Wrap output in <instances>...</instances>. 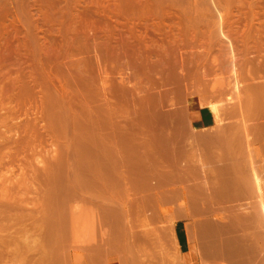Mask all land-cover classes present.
<instances>
[{
  "label": "rangeland",
  "instance_id": "374dc122",
  "mask_svg": "<svg viewBox=\"0 0 264 264\" xmlns=\"http://www.w3.org/2000/svg\"><path fill=\"white\" fill-rule=\"evenodd\" d=\"M43 1L42 0H0V32L2 31L1 32L2 34L0 33V69H1L0 73L3 74L0 75V81H1L0 89L2 88V92L0 93H2L1 95H4L3 97L4 100L0 95V249L3 251L6 250L7 253L5 252V254L8 255L7 257L5 256V254L3 255V257L0 259V264H6L5 262H7V264H77V263L78 264H132L129 261H136L133 262V264H184L183 257L181 256L177 246V235L180 236L182 229L186 227L189 234L191 249L195 250L196 252L197 251L196 244L197 245L199 244V240L197 236V227L199 223L204 222L203 219L193 218L189 216V209L193 207L191 204L186 203L185 200L183 199L179 203L162 204L159 205L158 207L156 204L107 202L109 195L111 194L115 196L118 195L117 193L118 188L115 190L113 189V193H110V190L108 188H104V189L100 188L99 191L104 190V193H99L97 195L95 192H93L92 178L90 177L89 183L87 182L86 154H87V149H89L90 147L89 133L91 131V121H92V109H91L93 104L92 102L94 101L95 103L94 105H100V106H102V104L104 106H110L115 104L116 107L120 108V112H119L120 114L118 113V118L121 119V121L127 118L126 116L127 114L125 115V112L127 113L126 109L125 112H123L124 110H122V108L125 106L124 101L122 100V96L123 94L125 95V92L122 91L123 88L120 86L119 83L120 78L118 77L119 74L118 72L122 73V75L125 76L127 75V77L129 76L128 80L130 79L129 80L130 82L132 83L134 82L135 80L133 77L134 74H132V71H130L131 69L129 68H131V65H133L131 59H133L132 56L134 55L131 52L133 50H136L138 44H136V42L133 43L132 39L131 42L130 38L127 37L128 35L126 36L128 29L127 27L129 23L127 22V20L115 16V14L113 15L112 13H110L108 8L112 6V3H114L115 0H108V1L106 0L107 2L103 0L105 1V3L101 0L100 4L101 2H103L102 4H104L103 5L104 7H100V8H99L100 4L98 6L93 4L98 0L94 2H92V0H78L77 3L76 2L73 3L74 2L73 1L72 2L73 4H71V2L68 3L69 0H53V2L52 0L51 1L43 0ZM47 1H49V3ZM246 1L247 3L251 2L249 4H251L252 6H255L256 4L258 5L260 4V7L262 8L259 7L257 8V11L255 10L258 13V15L255 16V18L256 17L258 18L254 20L255 23H253V25L257 27L263 24L264 13H261L260 11L264 12L263 11L264 2H261V0H259V2L258 0H256V2L254 0L251 1L234 0L235 4L233 6L235 7L233 12L234 14L236 15L239 14V15L235 16L236 18L235 17L233 18L237 19L238 17L240 18L242 16L245 17V11L249 10V4H247ZM41 2H43L45 5ZM91 4L94 6H92ZM238 5L239 7L236 8V6ZM240 5L242 7H240ZM68 6H70L69 8H71L70 12L73 13L74 16L73 18L74 19L76 18L75 20H77L76 23L81 24V21H83L84 19L86 21H91V20L93 21L95 19L94 23L96 22L98 24L99 22V25H96L95 23L96 27L98 26L100 27L101 25L100 28L98 27L99 29L98 33H97L98 29H96L97 31L95 29H92L90 33L92 34L93 32V35H90L89 38L91 39L88 40L89 43L90 41L92 42V40L94 43L93 42L90 43V46L93 47V49L89 46L90 50L87 52V55L89 53L91 55L87 56L85 53V55L89 59L92 58V60H89L87 58L89 60V66L87 63V78L90 79L87 85H84L85 82H83L79 78H77V80L79 79L78 81H76V78H74L73 81H76L74 82L75 84H73V82L71 81L72 82L70 84L71 86L70 85L68 86L66 82L70 77L67 76L66 78L63 76L60 78L61 81H63L64 78L67 79L64 80L65 82L63 81V83H65L67 87L60 80H57L56 78H54L52 82L51 80L50 81L44 80L45 78L44 75H46L47 73L49 74L50 71L56 70L55 69L56 60L53 59L51 61H48L45 51L47 49H51L52 47L53 48L57 47V49L60 48L62 45L66 44L68 40L72 38V37L70 38L71 35H75L77 32H80L82 30V26L78 25L80 28L78 26H76V28L77 29L79 28L80 30L77 31L74 30L75 32L74 34L73 33L68 34L69 39H66V37L63 35V30H61V28H62V24L64 25V23L67 22V18L61 16V14L62 11L68 8ZM106 6L107 9L105 10ZM244 6H247L248 9H246L247 7L244 8ZM59 7L61 8V10ZM96 8H98L102 12L99 11L98 9L96 10ZM240 9L245 11L241 12ZM94 10L98 11V13ZM90 13L92 15L95 13L93 15L94 17ZM52 14H55L54 16L57 15L56 18L54 17L55 20L53 19V21H51L52 18L51 20H49L50 17L48 19V16H45V15L50 16ZM86 14H90V18L86 17ZM99 16L101 19L99 18ZM244 17H242L241 19L238 18L241 21L240 23L241 27L246 22V19ZM174 18L173 19L170 18L171 20H168L169 18H167L165 20L168 27L173 26L175 22L178 21L176 18L175 21ZM260 18L263 21V23L260 20ZM78 19L79 20L82 19V20L78 22ZM209 19L215 20L216 18L210 17ZM234 19L232 20L231 18L232 21H234ZM151 20L150 19L147 20L148 22L146 20L144 21L150 23ZM153 20L151 21L150 23L151 25H149V28L148 26L147 28L149 30L150 36L152 38H157V37H153L154 34H152L156 31L155 24L157 22V20H155L153 23ZM172 20L174 22L173 25H172L173 23ZM144 21H143L144 24L138 25L140 26L139 28H141L142 30L144 29L142 28L143 25H144L143 27H146V23ZM240 21H238V24L237 23L235 24L239 25ZM165 22L164 24H166ZM113 25L116 26V28L112 27ZM109 26L111 27L109 28ZM150 26L153 31H151ZM261 26H264V24ZM48 28L49 30L50 29L51 30L49 31ZM106 28H109V30H111L110 32L113 34L106 32L105 30ZM122 29L124 30L126 29V30L124 31ZM225 30H227V28ZM61 36H63L64 39L63 37L61 38ZM93 36L96 37L93 38ZM155 36L158 35L156 34ZM234 36L229 35V37L232 38L234 43L236 42L235 50L237 56L235 59L234 68L236 71H238L244 65L242 60L244 58L242 57L243 46H241L242 45L241 42L239 43L240 41L239 37L235 36L234 38ZM236 37H238V39ZM107 38L108 40H106ZM99 40L100 41L102 40L105 44L101 42L104 45L103 44L99 45L100 44V42H98ZM225 40L226 39L222 40L220 43L217 42L218 44H216L215 47L216 46L222 47L223 52L225 53L223 54L227 55L226 54L227 47L224 46V44L227 45L226 44L227 40L226 41ZM95 41H97L98 43ZM128 43L129 44L132 43L133 45H129V48L127 49L126 45ZM222 43L223 45L221 46ZM91 44H95V45H91ZM46 45L47 48H45ZM102 45L104 46V49L101 48ZM113 45H116L117 48L120 47L122 49V53H121L120 48L119 49L115 48L116 50H119L117 52H120L122 56L127 52L131 53L132 55L130 54L131 55L130 56L128 55V53L125 54L124 57H122L124 59L121 58L120 60L117 61V63L116 62L114 63L117 65V68H115L114 70L109 69L110 83H112V81L113 83L111 84L112 87H110L111 85L108 86L110 83L107 84L108 88L110 87L111 89L110 90L108 89L109 91L106 93L104 92L103 89L105 88V90H107V87L104 86L102 83L103 82L102 80L104 79L103 78L104 75L100 71L101 69L98 70L97 68L98 66L95 58H98L99 60L97 54L98 52L99 55H101V57L102 54H104L102 57L103 60L101 66L106 65V67L108 68L110 66V60L106 56L107 53L109 56V53H111L112 50L114 49ZM94 46L95 47L99 46V48L101 49L91 52L92 50H96L98 48L97 47L96 49H94L95 48ZM130 46H134L133 47L134 49L133 48L130 49ZM238 49L240 51H238ZM123 50L124 52L126 50L128 51L124 53ZM212 51L213 52L211 53H213V55L215 51L216 54L217 52H219L218 50H214V49ZM101 52L102 54H100ZM95 53L97 54V56ZM211 53H209L210 55L207 54L209 55V58L207 55H205L207 57L204 56L208 60L203 59L204 65L203 67H200L201 69L203 68L207 72L206 75L209 77L208 78L209 80H206V84H203L201 82L203 84L201 85V88H199L197 85H194L197 82L195 83V81L193 80H192L193 82H191L190 79L188 80L186 79L185 81L186 86H184V84L182 85L177 84V88H176L175 87L176 83L170 82L171 84L168 83L166 86L154 87L153 90L159 89L162 92L164 91L163 89L165 88L166 89L168 88L169 91L171 89L170 92L172 94L176 93L175 95H177V97L174 95L176 97L175 99L176 101H174V99L173 100L170 99L172 98L171 96L170 98L168 97L164 100L163 108L164 109L168 108V109L167 110L162 109L163 112L168 110L169 111L171 110L172 112L175 108V105H177V103L186 106V103L192 100H198V103L200 105L206 106L208 103L207 102L208 98L206 99V101L205 99L203 101L200 95L202 92L206 91L205 89H207L208 91L205 92L206 94L209 93V91H211V89L213 88L211 82L213 83L214 80L213 78L215 74H219L221 71L223 74L225 73L224 75L230 76L232 78L233 74H231V68L233 66L230 64L231 62H229V64L228 62H226V64L224 63L225 66L221 65V62L219 63V61L217 62V64H215L216 62L212 63ZM251 53L254 54L253 51ZM251 53L249 54L250 56L253 55V54L251 55ZM79 55L82 56L83 54L80 53L74 55L69 54L67 55L66 59L71 63V60L81 57ZM126 55L130 57H127ZM8 56L9 58H7ZM104 59L106 62L104 61ZM198 60L199 59H197V62H200L202 64L203 61L200 60L198 61ZM126 61L129 62L130 64H128ZM135 61L134 63L137 62ZM241 62L243 64H241ZM90 63L96 66L97 69H95V67ZM211 63L213 67L210 65ZM14 64L16 67L14 66ZM194 64H196V60ZM119 65L121 66L123 65V67L120 68L121 66ZM261 69L262 70H259L260 71L259 75L261 76L259 78L260 79L263 78L262 80H260L258 78V75L256 76L255 74V72H257L258 74L259 71L254 72L255 74L254 76L256 77V79L260 80V81L258 80V82L264 81V76H263L264 69L263 68ZM14 73H17L15 74L17 75L16 77ZM88 73H90L92 76L96 74L95 76H93V78L94 77L95 78L93 79L92 76L89 75ZM99 75L100 77H98ZM6 76H8V78H6ZM96 77H98V79ZM109 79L107 80L106 78L107 81H109ZM232 80L233 79L230 80L229 85L233 84ZM59 83H61L64 86L60 85ZM192 83L194 87L192 86ZM83 85L85 87H83ZM88 86L91 92L89 91V89H86L88 88ZM169 86H173L174 89L173 92H172L173 90L172 87L170 88ZM182 86H184V89H182ZM195 86L198 88H196ZM232 86L233 85L229 86V88L225 90L226 93L228 92L227 94L225 93V91H223L224 95L223 93L221 95V88L218 87L217 85L216 87L218 88L216 89L214 87L215 91L213 90L214 89L213 88L212 89L213 92L210 93L213 96H211L210 94L208 95V97L210 96L209 99L211 98L212 103L213 102L218 103L220 102V100L225 101L227 97V96L225 97V95H229L231 93ZM63 87H66L68 90L72 91L73 93L75 91L74 95L70 94L69 91H66V93H68V97L70 94L71 101L73 99L76 100L80 99V103H81L82 99L81 97L80 98L78 97L81 96L79 95L81 94V92L84 93L86 92L87 94L90 95L89 98L90 103H88L87 107L89 106L88 108H90L88 110L90 114L88 113V115H90L91 118L90 116L87 115V113L84 112L85 109H83V107H80L82 106V104L81 105L80 103L79 104L77 103V105L75 104L77 106L76 107L74 105L75 108L73 107V105L72 106L70 105V104H74L76 100L75 101L73 100V103L70 104L68 103L71 101H69L70 100L69 98L63 96V95H67L65 94V92H62L61 89H64ZM115 87H117L116 89L120 91L119 92L118 90H116V92L118 91L119 94L118 92L117 94L116 93L113 94V92L115 91L113 89H115ZM93 88H95V91ZM202 88L205 91H202L201 90ZM77 89L81 91L79 92ZM181 89L182 92H180ZM185 89H187V91L190 92L187 93ZM218 89L220 91H218ZM9 91L11 93H9ZM121 91L124 93H121ZM217 91L220 92L219 95L217 94ZM5 92H7L9 95L6 94ZM61 92L63 94H60ZM77 92H79L78 95ZM102 93L103 94L106 93L107 95L106 94L103 95ZM7 95L8 97L5 98ZM113 96L116 97V99H114ZM103 97L104 99H106L107 97L109 98L108 100L106 99L107 100L106 101L103 99ZM117 97L119 98V100ZM125 97L126 96H124V100ZM222 97L223 98L225 97V99H223ZM33 99L35 100V102ZM55 99L57 101H54ZM111 99L114 100V101L112 100V104H111ZM168 99L170 100L171 103L169 102ZM61 100L63 103L67 104V108L69 107L68 105L72 107L71 110H73L74 108L75 113L71 111L69 108L68 110L65 109L66 105L63 104ZM45 101L46 103H43ZM77 101L79 102V100ZM173 101L175 104L173 103ZM7 103L9 104L8 107L6 105ZM118 103L120 105L123 104L124 106L122 105L121 108ZM226 104H227L226 106L228 105L230 106V104L228 103ZM63 105L65 106L64 108H62ZM9 106L12 108H10ZM43 107L44 110L42 109ZM24 109H27L26 110L27 113L25 112ZM64 109L67 110L68 112L64 111ZM191 109L192 107L190 106L189 118L191 117ZM42 111L44 113H42ZM66 112L67 113L71 112V113L67 114ZM45 113H47V116H45L46 115ZM63 113L64 115L66 114L67 117L66 115L64 116ZM131 114L133 115L132 111L130 110L129 116H132ZM226 117H228V120H230L231 118H234L236 116L231 115L229 117L228 114V116ZM226 117H225V121L227 120ZM39 118H41L42 120ZM185 120L186 122L188 121V119ZM260 142L261 141H258L256 145L263 146L262 144L264 141L261 143ZM261 152L264 153V148L261 150ZM258 156H256L255 159L256 163L259 162L264 163V160L263 162H261L262 159H264L263 158L264 155L262 154L259 155L258 153ZM11 157L13 160L11 159ZM257 158H259V162L257 161L258 160ZM254 176H256L257 178L259 177L257 172H254ZM258 180L260 181V177L258 178ZM95 189L96 188H94V190ZM260 192H261V188H260ZM129 195H132V193L130 192ZM117 199H118L117 197L114 198V200ZM203 203L204 202H198V205L197 207H195V209H197V211L199 212H202V209H204L208 205ZM220 204L221 206H219ZM199 206H201L202 209ZM229 206L231 207L230 203L215 204L214 209L219 212L217 214L218 218L208 221L214 223H218L219 221L223 223L227 221L228 213L230 210ZM100 249L101 251H99ZM76 258L78 259L76 260ZM80 259H82L81 262ZM87 259L90 261V263ZM76 261L77 263H75ZM207 264H209V260L207 261Z\"/></svg>",
  "mask_w": 264,
  "mask_h": 264
},
{
  "label": "bare ground",
  "instance_id": "6f19581e",
  "mask_svg": "<svg viewBox=\"0 0 264 264\" xmlns=\"http://www.w3.org/2000/svg\"><path fill=\"white\" fill-rule=\"evenodd\" d=\"M43 1V0H42ZM51 1V0H50ZM74 1V2H73ZM77 1L78 0H69L68 1V3H70L71 2V4H73V3H77ZM94 1H96V0H92V2H94ZM100 1L101 0H98V1H96V2H94L93 4L94 5H99L100 4ZM103 1V0H102ZM106 1V0H105ZM105 1H103L104 3H105ZM108 1V0H107ZM106 1V2H107ZM251 1V0H250ZM255 2H256V0H254ZM44 2V1H43ZM43 2H41V3H43ZM48 3H49V1H47ZM52 2H53V0H52ZM51 2V3H52ZM55 2V1H54ZM73 2V3H72ZM79 2H81V1H79ZM83 2V1H82ZM91 2V3H92ZM103 2H101V4L99 5V8L100 7H104L103 5L104 4H102ZM244 2V1H243ZM253 2V1H252ZM258 2H259V0H258ZM261 2H264V0H261ZM50 3V4H51ZM96 3V4H95ZM237 3V2H236ZM246 3H247V1H246ZM249 3H251V2H249ZM249 3H247V4H249ZM44 4V3H43ZM53 4V3H52ZM89 4V3H88ZM235 3H234V0H115L114 1V3H112V6L110 7V8H108L109 9V11H110V13H112L113 15L115 14V16H118V17H121V18H123V19H125V20H127V22L129 23V25H128V29H127V34H126V36L127 37H129L130 38V41H131V39H132V41H133V43H135L136 42V44H138V47L136 48V50H133L134 48V46L136 45H134V46H130V49L131 48H133L131 51V53L134 55V56H132L133 57V59H135V60H133V59H131L132 61L131 62H133L132 64L134 65H131V68H129V69H131L130 71H132V74H134L133 75V77H134V82L132 83V82H130L129 80H128V78H129V76L127 77V75L125 76V75H122V73H120V72H118L119 74H118V77L120 78V81H119V79H118V81H119V83H120V86L123 88V90L122 91H124L125 92V95L123 94V96H122V100L124 101V105L126 106V108H125V106L122 108L121 106L122 105H120L119 103V106L122 108V110H124L123 112H125V109H126V111H127V113L125 112V115L128 117L129 116V114H130V110L132 111V113H133V117H136L135 119H139V122H141L140 120H142L143 121V123L147 120L148 121V119H150L152 116H156V119L157 118H159L158 116H163V117H166V119H167V117L168 118H170V117H174L175 116V119L178 117V119L179 120H181V122L184 124V122H186V120L185 119H188V121L190 120V118H189V112H190V102L188 103H186V106H183L182 104H179V103H177V105H175V108H174V110L171 112V110L169 111H165V112H163V110L162 109H164L163 107V102H164V100L166 99V98H170V96L172 97V98H170V99H174V101H176L175 99H176V97H177V95H175L176 93H171L170 91H171V89H170V91L168 90V88L166 89H163L164 91L162 92L161 90H159V89H156V90H153L154 89V87H158V86H166L168 83H176V88H177V84H179V85H182V84H184V86H186L185 85V81H186V79L188 80V79H190V81L191 82H193V81H195V83L197 82H199L198 84L196 83V84H194V85H197L199 88H201V85H203V84H206V80H209L208 78V76L206 75V71L202 68H200V67H203V65H204V61H203V59H206L205 57H207L208 56V58H209V53H211V52H213L212 50L214 49V50H218L219 52H217V54H216V51H215V53H214V55H213V53H211L212 54V59H211V61H212V63L214 62H216L215 64H217V62L219 61V63L221 62V65H224V63L226 64V62H228V64H229V62H231L230 64L233 66L232 68H231V74H233V76H232V78L230 77V76H226V75H224L221 71H220V73L219 74H215V76H214V80H213V83L211 82V84H212V87L214 88H218V87H220L221 88V95H222V93H223V95H224V92L223 91H225V90H227V88H229V86H231V85H233L232 86V91H231V93L229 94V95H225V97H226V100L225 101H221L220 100V102H218V103H212L211 102V98L209 99V97H208V95L210 94V93H212L213 91H212V89H211V91H209V93H205V92H208L207 91V89H205V90H203V88L201 89L202 91H205V92H202L201 93V95H200V97L203 99V101H204V99H205V101H206V99L208 98V100H207V107L209 108V110L212 112V114H213V116L215 117V120H216V123H217V125H220V124H222V126L223 125H225L224 124V122H228L227 120H228V117H226V116H228V114H229V117L231 116V115H233V116H236V117H234V118H236L235 120H236V122L237 123H235L234 125H237V127H236V131L234 130V132H237L239 135H238V138H239V136L240 135H244L245 137H246V143L243 145V146H241L242 144H239V149L241 148V149H245L244 151L245 152H247L248 153V156L247 157H249L250 159V161H249V163H251V165H253V164H255L254 162V160L256 159V156H258V153H259V155H264V153L263 152H261V150L264 148V81H261V82H258V80L260 79L259 77H261L260 75H259V73H260V71L259 70H262L261 68H263L264 69V26H261V25H263L264 23H263V21L261 20V18H260V20L262 21V23L263 24H261V25H259V26H257V27H255V25H253V23H255L254 22V20L256 19V18H258V17H256L255 18V16H257L258 15V13L256 12L257 11V8H259L260 7V4L258 5V4H256L255 6H252L251 4H249V10L248 11H245V10H241L240 9V11L242 12H244L245 11V17L244 16H242V17H244L245 19H246V22H245V24L241 27L240 26V23H241V21H240V19L242 18H240V17H238V18H240V19H238V21H240L239 22V25H237L238 24V21H237V19H234L233 17H235V16H238V15H236V14H234V7L235 6H233ZM238 4V3H237ZM236 4V5H237ZM45 5V4H44ZM55 5V4H54ZM81 5V4H80ZM92 5V4H91ZM94 5H92V6H94ZM43 6V5H42ZM61 6V5H60ZM65 6V5H64ZM48 7V6H47ZM50 7H52V6H50ZM70 6H68V8L67 7H65V8H67L66 10H64V11H62V14H61V16H64V17H66L67 18V22L66 23H64V25L62 24V28H61V30H63V35L66 37V39H69L68 38V34H74L75 32H74V30L75 31H77V30H80L79 28V26L81 25L82 26V30L80 31V32H77L75 35H71L70 36V38L72 37H74L73 39L71 38L70 40H68V42H66V44H64V45H62L60 48H58L57 49V47H55V48H51V49H47L46 51H45V54H46V56H47V60L48 61H51V60H56L55 62H56V64H55V71L53 70V71H50L49 72V74L47 73H45L46 75H44V80H46V81H50L51 80V82H52V80L54 79V78H56L57 80H60L61 81V77L63 76V77H65L66 78V76L67 77H70V78H68V80L70 81H68L67 79H65L64 78V80H67V84H68V86L73 82V84H75L74 82H76V81H78L79 79L80 80H82L83 82H85V84L84 85H87L88 84V82L90 81V79L89 78H87V63H88V66H89V60H92V58H88L87 56L88 55H91L90 53L87 55V52L90 50V48H89V46H90V43H92L93 42V40H92V42L90 41V43L88 42V40L89 39H91V38H89L90 37V35H93V32H92V34L90 33L91 31H92V29H98V27H96V25H99V22H98V24L96 23V25H95V23H94V20L92 21H86L85 19L83 20V21H81L82 19H78V22L79 21H81V24L80 23H76V21L77 20H75L73 17V13L72 12H70L71 10V8H69ZM77 7V6H76ZM84 7H85V5H84ZM96 7V6H95ZM109 7V6H108ZM237 7H239V5L238 6H236V8ZM240 7H242L241 5H240ZM245 7H247V6H244V8ZM60 8V7H59ZM73 8V7H72ZM260 8H262V7H260ZM46 9V8H45ZM63 9V8H62ZM85 9V8H84ZM98 8H96V10H97ZM101 9H103V8H101ZM107 9V6L105 7V10ZM246 9H248V7L246 8ZM263 9H264V7H263ZM43 10V9H42ZM54 10V9H53ZM60 10H61V8H60ZM96 10H94V11H96ZM99 10V9H98ZM236 10H238V9H236ZM256 10V11H255ZM52 11V10H51ZM50 11V12H51ZM58 11V10H57ZM90 11V10H89ZM99 11H101V10H99ZM264 11V10H263ZM79 12H80V10H79ZM97 13H98V11H96ZM102 12V11H101ZM258 12H259V10H258ZM261 13H264V12H262V11H260ZM56 13H58V12H56ZM49 14V13H48ZM77 14V13H76ZM84 14V13H83ZM91 14V13H90ZM90 14H86V17H88V18H90ZM95 14V13H94ZM93 14V15H94ZM55 14H52V15H45V16H48V19H49V17H50V19L49 20H51V18H52V20L51 21H53V19H54V17L56 18L57 17V15L56 16H54ZM92 15V14H91ZM92 15V16H93ZM111 15V14H110ZM53 16V17H52ZM82 16V15H81ZM108 16V15H107ZM43 17V16H42ZM59 17V16H58ZM94 17V16H93ZM176 18L178 21L177 22H175V24H174V22H173V20H172V25L173 26H167V23L165 22V20L167 19V18H169L168 20H171V19H173V18ZM210 17H214V18H216L215 20L214 19H209ZM263 17V16H262ZM80 18V17H79ZM99 18H100V16H99ZM171 18V19H170ZM174 18V19H175ZM231 18H232V20L234 19V21H232L231 20ZM236 18V17H235ZM101 19V18H100ZM110 19V18H109ZM153 20V19H155V20H157V22H156V24H155V32L154 33H152V34H154V36L153 37H157V38H152L151 36H150V34H149V30H148V28H149V25H151L150 23H151V21H150V23H147L148 21L147 20ZM176 19H175V21H176ZM45 20H46V18H45ZM55 20V19H54ZM138 20V21H137ZM141 20H146V21H144L145 23H146V27H143L142 26V28H144L143 30L141 29V28H139L140 26H138V25H142V24H144L143 23V21H141ZM155 20H153V23H154V21ZM168 20H167V22H168ZM243 20V19H242ZM48 21V20H47ZM106 21V20H105ZM257 21V20H256ZM260 21V22H261ZM43 22H45V21H43ZM42 22V23H43ZM50 22V21H49ZM63 22V21H62ZM61 22V23H62ZM112 22V21H111ZM164 22L166 23V24H164ZM152 23V24H153ZM170 23V22H169ZM232 23V24H231ZM235 23H237V24H234ZM243 23V22H242ZM51 24V23H50ZM107 24V23H106ZM148 24V25H147ZM56 25H58V24H56ZM79 25V26H78ZM112 25V24H111ZM114 25H115V23H114ZM112 26V27H115L116 28V26ZM170 25V24H169ZM48 26V25H47ZM61 26V25H60ZM76 26H78L79 28L77 29L76 28ZM147 26H148V28H147ZM167 26V27H166ZM95 27V28H94ZM100 27H101V25H100ZM99 27V28H100ZM111 26H109V28H110ZM227 28V30H225L226 28ZM109 28H106L105 30H106V32H108V33H111L110 31L111 30H109ZM118 28V27H117ZM152 28H153V26H152ZM57 29H58V26H57ZM150 29H151V26H150ZM48 30H49V28H48ZM51 30V29H50ZM49 30V31H50ZM95 30H93V31H95ZM101 30H102V28H101ZM108 30V31H107ZM118 30V29H117ZM122 30H124V29H122ZM126 30V29H125ZM124 30V31H125ZM97 31V30H96ZM151 31H153L152 29H151ZM2 32V31H1ZM0 32V33H1ZM99 32V29H98V31H97V33ZM228 32V33H227ZM61 33V32H60ZM96 33V34H97ZM2 34V33H1ZM50 34V33H49ZM62 34V33H61ZM107 34V33H106ZM111 34H113V33H111ZM158 35V36H155V35ZM235 35V36H238L239 37V39H240V41H239V43L241 42V46H243V56L242 57H244L242 60H243V63H244V65L241 67V65H240V69L238 70V71H236L235 70V68H234V63H235V59H236V56H237V53H236V50H235V43H234V41L232 40V38H230L229 37V35ZM60 35V34H59ZM109 35V34H108ZM2 36V35H1ZM125 36V35H124ZM235 36H234V38H235ZM63 36H61V38H62ZM94 37H96V36H93V38ZM238 37H236L237 39H238ZM98 38V37H97ZM104 38V37H103ZM124 38V37H123ZM233 38V39H234ZM49 39V38H48ZM63 39H64V37H63ZM111 39V38H110ZM224 39H226L227 40V45H225L224 44V46H226L227 47V49H226V47H225V49L227 50L226 52V54L227 55H224L225 53L223 52V49H222V47H220V46H216L215 47V45L216 44H218V43H220L222 40H224ZM95 40H96V38H95ZM106 40H108V38L106 39ZM124 40V39H123ZM127 40H129V39H127ZM225 40V41H226ZM51 41V40H50ZM70 41V42H69ZM131 41V42H132ZM59 42V41H58ZM65 42V41H64ZM95 42H97V41H95ZM98 42H100V44L99 45H101V44H103L104 42L101 40H99ZM97 42V43H98ZM101 42H103V43H101ZM218 42V43H217ZM224 42V41H223ZM251 42H252V44H251ZM94 43V42H93ZM117 43V42H116ZM130 43V42H129ZM127 44L126 46H127V49L129 48V45H133L132 43L131 44ZM52 44V43H51ZM105 44V43H104ZM103 44V45H104ZM48 45V44H47ZM47 45H46V47L45 48H47ZM50 45V44H49ZM91 45H95V44H91ZM96 45H98V44H96ZM102 45V47L101 48H103L104 49V46ZM107 45V44H106ZM105 45V46H106ZM223 45V43L221 44V46ZM240 45V44H239ZM114 46V49L113 50H115V51H113L112 50V52L111 53H109V56H108V53H107V56L106 57H108L109 58V60H110V68L108 67H106V65H103V66H101L102 65V57H103V55L104 54H102V52L100 53V54H102V57H101V55H99V52L97 53L98 54V57H99V60H98V58H95L96 59V63H97V68H98V70L99 69H101L100 71L103 73V75H104V79L102 80L103 82V85L104 86H106L107 87V90H105V88H104V86H103V90H104V92H108L111 88L110 87H112V83H113V81H112V83H110V79H109V74H110V71H109V69H111V70H114L115 68H117V65L116 64H114L115 62L117 63V61L118 60H120L122 57H124V55L125 54H127L128 53V55H130L131 53H129V52H127L128 50H126L125 52H127V53H125L124 52V50L126 49V46H125V49L123 50V52L125 53L123 56H122V49L120 50L121 51V53L120 52H117V51H119V50H116L115 48H117V46L116 45H113ZM116 46V47H115ZM17 47V46H16ZM26 47V46H25ZM30 47V46H29ZM91 47V46H90ZM95 47V46H94ZM98 47V48H97ZM124 47V46H123ZM220 47V48H219ZM92 49H93V47H91ZM97 48V49H96ZM101 48H99V46H96L94 49H96V50H92L91 52H94V51H97L98 49H101ZM110 48V47H109ZM119 48H117V49H119ZM16 49H18V48H16ZM224 49V50H225ZM13 50V49H12ZM34 51V50H33ZM32 51V52H33ZM105 51V50H104ZM130 51V50H129ZM238 51H240L239 49H238ZM254 52V54L253 53H251V52ZM43 52V51H42ZM242 52V51H241ZM14 53V52H13ZM17 53V52H16ZM78 53H80V54H83L82 56L81 55H79V56H81V57H79V58H77V59H73V60H71V63L66 59L67 58V55H74V54H78ZM85 53H86V55H85ZM105 53V52H104ZM224 53V54H223ZM251 53V55L252 56H250L249 54ZM96 54V53H95ZM94 54V55H95ZM97 54H96V56H97ZM131 54V55H132ZM207 54H209V55H207ZM130 55V56H131ZM205 55H207V56H205ZM239 55V54H238ZM19 56V55H18ZM34 56V55H33ZM46 56H44V57H46ZM93 56V55H92ZM127 56V55H126ZM125 56V57H126ZM130 56H127V57H130ZM205 56V57H204ZM15 57V56H14ZM101 57V58H100ZM131 57V58H132ZM240 57V56H239ZM7 58H9V56L7 57ZM74 58V57H73ZM89 60H88V59ZM63 59H65V60H63ZM70 59V58H69ZM72 59V58H71ZM122 59H124V58H122ZM126 59V58H125ZM197 59H199L200 61H203L202 62V64L200 63V62H197ZM239 59V58H238ZM237 59V60H238ZM68 62H67V61ZM107 60V59H106ZM195 60H196V64H194V62H195ZM198 60V61H199ZM206 60H208V59H206ZM34 61V60H33ZM104 61H105V59H104ZM134 61L136 62V63H134ZM19 62V61H18ZM106 62V61H105ZM127 62V61H126ZM17 63V62H16ZM128 64H130L129 62H127ZM209 63V62H208ZM212 63L210 64L211 66H212ZM218 63V64H219ZM242 62H241V64H243ZM36 64V63H35ZM53 64V63H52ZM91 65H93L92 63H90ZM104 64V63H103ZM106 64V63H105ZM124 64V63H123ZM199 64H201V65H199ZM17 65V64H16ZM109 65V64H108ZM125 65H126V63H125ZM124 65V66H125ZM220 65V66H221ZM14 66H15V64H14ZM35 66V65H34ZM94 66V65H93ZM93 66H91V67H93ZM101 66V67H100ZM119 66H121V65H119ZM210 66V67H211ZM225 66V65H224ZM223 66V67H224ZM16 67V66H15ZM46 67V66H45ZM95 67V69H97L96 68V66H94ZM123 67V65L120 67V68H122ZM126 67V66H125ZM133 67V68H132ZM206 67V66H205ZM213 67V66H212ZM211 67V68H212ZM218 67V66H217ZM236 67V66H235ZM89 68V67H88ZM119 68V69H120ZM216 68V67H215ZM214 68V69H215ZM219 68H221V67H219ZM21 69V68H20ZM128 69V70H129ZM238 69V68H237ZM1 70V69H0ZM92 70H93V68H92ZM187 70V71H186ZM223 70V69H222ZM8 71V70H7ZM91 71V70H90ZM96 71V70H95ZM210 71V70H209ZM255 71H259L258 72V74H257V72H255ZM3 72V71H2ZM125 72V71H124ZM129 72V71H128ZM214 72H216V71H214ZM254 72H255V74H256V76L258 75V80L256 79V77L254 76L255 74H254ZM4 73H5V71H4ZM94 73V72H93ZM97 73H98V71H97ZM212 73V72H211ZM218 73V72H217ZM2 73H0V75H1ZM15 74H17V73H14V75ZM89 75H91L90 73H88ZM131 74V75H132ZM3 75V74H2ZM5 75V74H4ZM13 75V74H12ZM96 75V74H95ZM95 75H93V76H95ZM113 75H114V73H113ZM17 75H15V77H16ZM92 76V75H91ZM93 76H92V78H93ZM211 76V75H210ZM264 76V75H263ZM10 77V76H9ZM12 77V76H11ZM31 77V76H30ZM98 77H100V75L98 76ZM98 77H96L97 79H98ZM6 78H8V76H6ZM14 78V77H13ZM74 78H76V81H73V79ZM77 78H79L78 80H77ZM95 78V77H94ZM93 78V79H94ZM106 78H107V80L109 79V81H107L106 80ZM12 79V78H11ZM18 79V78H17ZM71 79V80H70ZM89 79V80H88ZM231 79H233L232 80V82H233V84H231V85H229L230 84V80ZM263 78H261L260 80H262ZM1 80H2V78H1ZM30 80V79H29ZM32 80V79H31ZM63 80V79H62ZM63 80V81H64ZM193 80V81H192ZM257 80V81H256ZM259 80V81H260ZM5 81V80H4ZM14 81V80H13ZM25 81V80H24ZM60 81H58V82H60ZM63 81H61L62 83H63ZM72 81V82H71ZM1 82V81H0ZM21 82V81H20ZM54 82V81H53ZM65 82V81H64ZM69 82V83H68ZM96 82V81H95ZM107 82V83H106ZM189 82V81H188ZM203 84H202V83ZM208 82V81H207ZM3 83V82H2ZM12 83V82H11ZM10 83V84H11ZM34 83V82H33ZM49 83V82H48ZM110 83V84H109ZM118 83V84H119ZM170 83V84H171ZM201 83V84H200ZM5 84H6V82H5ZM37 84V83H36ZM54 84V83H53ZM60 85H62L61 83H59ZM64 85H65V83H63ZM72 84V85H73ZM77 84V83H76ZM83 84V83H82ZM94 84V83H93ZM107 84H109L108 86H110L109 88H108V86H107ZM117 84V85H118ZM186 84H188V83H186ZM15 85V84H14ZM32 85V84H31ZM59 85V86H60ZM64 85H62V86H64ZM83 85V87H85ZM91 85V84H90ZM207 85H208V83H207ZM218 85V87H216ZM1 86V85H0ZM10 86V85H9ZM23 86V85H22ZM25 86V85H24ZM34 86V85H33ZM55 86V85H54ZM66 87H67V85H65ZM71 86V85H70ZM92 86V85H91ZM113 86H114V84H113ZM116 86V85H115ZM184 86H182V89H184ZM192 86H193V83H192ZM58 87V86H57ZM66 87H63L64 89H61L62 90V92H65V94H67V95H63V96H65L66 98H69L70 99V94H72V95H74V93H75V91H74V89H73V91H74V93L72 92V91H70V90H68ZM94 87V86H93ZM170 88L172 87V89H173V86H169ZM181 87V86H180ZM194 87V86H193ZM196 87V86H195ZM198 87H196V88H198ZM204 87V86H203ZM207 87V86H206ZM3 88H4V85H3ZM7 88V87H6ZM11 88V87H10ZM33 88V87H32ZM52 88V87H51ZM62 88V87H61ZM66 88V89H65ZM117 87H115V89H113V90H115L114 92H113V94L114 93H116L117 94V92L119 91L118 89H116ZM176 88H175V90H176ZM215 88L213 89L214 91H215ZM219 88V89H220ZM24 89V88H23ZM50 89V88H49ZM71 89V88H70ZM86 89H89V86H88V88H86ZM94 89V91H95V88H93ZM93 89H92V91H93ZM100 89H101V87H100ZM109 89V90H108ZM119 89H121V88H119ZM182 89L180 90V92H182ZM209 89V88H208ZM218 89V91H220ZM1 91L0 92H2V88L0 89ZM29 90H31V89H29ZM43 90V89H42ZM53 90V89H52ZM58 90V89H57ZM78 91H79V89H77ZM76 90V91H77ZM116 90H118L117 92H116ZM186 90V92L188 93V92H190V91H187V89H185ZM185 90H183V91H185ZM198 90V89H197ZM5 91H7V90H5ZM11 91V90H10ZM9 91V93H11ZM34 91V90H33ZM32 91V92H33ZM66 91H69L70 92V94H69V97H68V93H66ZM81 91V90H80ZM79 91V92H80ZM83 91V90H82ZM89 91H90V89H89ZM112 91V90H111ZM121 91V93H124V92H122ZM174 91V89L172 90V92ZM192 91V90H191ZM217 91V94L219 95L220 94V92H218ZM43 92V91H42ZM46 92V91H45ZM60 93V94H63V93ZM79 92H77V95H78V93ZM91 92V91H90ZM120 92V91H119ZM119 92H118V94H119ZM6 94H8L7 92H5ZM5 93H3V94H5ZM53 93V92H52ZM93 93V92H92ZM106 93H102L103 95H105ZM186 93V94H187ZM198 93V92H197ZM200 93V92H199ZM225 93H226V91H225ZM228 93V92H227ZM226 93V94H227ZM2 93H0V95H1ZM18 94V93H17ZM186 94H185V96H186ZM214 94V93H213ZM216 94V93H215ZM9 95V94H8ZM8 95L5 97V98H7L8 97ZM49 95V94H48ZM77 95H75V96H77ZM79 95H81V96H78L79 98L81 97V99H82V102L80 103V99H77V100H79V102L76 100V99H73L75 102H74V104H70V103H73V100L71 101V99L69 100V101H71V102H68L71 106L73 105V107H74V105L76 104L77 105V103L79 104L80 103V105L82 104V106H80V107H83V109H85V110H87V111H85L84 110V112L85 113H87V115H88V113H89V109L90 108H88L87 107V105H88V103H90V95L89 94H87L86 92L84 93V92H81V94H79ZM107 95V94H106ZM176 97H175V96ZM183 95H184V93H183ZM211 96H213L212 94H210ZM2 96V99L4 100V95H1ZM19 96V95H18ZM62 96V97H63ZM98 96H99V94H98ZM111 96V95H110ZM120 96H121V94H120ZM124 96H126L125 97V100H124ZM174 96V97H173ZM192 96H193V94H192ZM14 97V96H13ZM25 97V96H24ZM43 97V96H42ZM41 97V98H42ZM49 97V96H48ZM55 97V96H54ZM57 97V96H56ZM61 97V96H60ZM95 97H96V95H95ZM105 97V96H104ZM104 97H103V99H104ZM182 97H184V96H182ZM215 97V96H214ZM213 97V98H214ZM225 97L223 98V99H225ZM26 98V97H25ZM52 98V97H51ZM65 98V99H66ZM108 98L109 97H107L106 99L108 100ZM113 98L114 99H116V97H114L113 96ZM118 98V97H117ZM28 99V98H27ZM53 99V98H52ZM62 99V98H61ZM106 99H104V100H106ZM201 99V100H202ZM30 100V99H29ZM34 100V99H33ZM41 100V99H40ZM63 100V99H62ZM62 100H61V102H62ZM67 100V99H66ZM106 100V101H107ZM112 100L113 99H111V104H112ZM118 100H119V98H118ZM120 100H121V98H120ZM122 100H121V102H122ZM169 100V99H168ZM24 101V100H23ZM49 101V100H48ZM47 101V102H48ZM54 101H57L56 99L54 100ZM59 101H60V98H59ZM65 101V100H64ZM98 101V100H97ZM105 101V102H106ZM114 101V100H113ZM174 101H173V103H174ZM32 102V101H31ZM34 102H35V100H34ZM33 102V103H34ZM104 102V101H103ZM169 102H170V100H169ZM168 102V103H169ZM186 102V101H185ZM20 103H21V101H20ZM19 103V104H20ZM32 103V104H33ZM43 103H46V101L45 102H43ZM49 103V102H48ZM59 103V102H58ZM63 103V102H62ZM107 103V102H106ZM165 103H166V101H165ZM164 103V104H165ZM171 103V102H170ZM169 103V104H170ZM182 103H183V101H182ZM226 103H228V104H230V106L228 107V106H226L227 104ZM31 104V103H30ZM36 104V103H35ZM41 104V103H40ZM54 104V103H53ZM63 104H65V103H63ZM95 104V103H94ZM102 104V103H101ZM105 104V103H104ZM114 104V103H113ZM117 104V103H116ZM175 104V103H174ZM174 104H173V107H174ZM7 105V107H8V103L6 104ZM15 105V104H14ZM13 105V106H14ZM29 105V104H28ZM57 105V104H56ZM59 105V104H58ZM66 105V107L63 105V107L62 108H64L65 107V109H67L68 110V108L71 110V106L70 105H68L69 107L67 108V104H65ZM75 105V106H76ZM85 105V106H84ZM103 105V104H102ZM108 105V104H107ZM5 106V105H4ZM18 106V105H17ZM97 106V105H96ZM112 106H114V108H115V104L114 105H112ZM118 106V105H117ZM10 107V106H9ZM15 107V106H14ZM33 107V106H32ZM41 107V106H40ZM52 107V106H51ZM61 107V106H60ZM77 107V106H76ZM79 107V108H80ZM84 107H87V108H84ZM99 107H100V105H99ZM101 107H103V106H101ZM107 107V106H106ZM131 107H132V109H131ZM171 107V106H170ZM3 108V107H2ZM1 108V109H2ZM10 108H12V107H10ZM20 108V107H19ZM22 108V107H21ZM75 108V107H74ZM74 108H73V110H71V111H73L74 113H75V111H74ZM108 108V107H107ZM113 108V109H114ZM117 108V107H116ZM229 108V109H228ZM29 109V108H28ZM43 110H44V107L42 108ZM54 109V108H53ZM64 109V111H67V110H65ZM82 109V108H81ZM92 109V108H91ZM112 109V108H111ZM112 109V110H113ZM118 109V108H117ZM168 109V108H167ZM167 109H164V110H167ZM23 110V109H22ZM25 110V112H26V110L27 109H24ZM46 110V109H45ZM69 110V111H70ZM94 110H96V109H93V111ZM101 110V109H100ZM99 110V111H100ZM121 110V111H122ZM6 111V110H5ZM31 111V110H30ZM37 111V110H36ZM63 111V110H62ZM79 111V110H78ZM91 111V110H90ZM103 111V110H102ZM68 112V111H67ZM66 112V113H67ZM72 112V113H73ZM80 112V111H79ZM83 112V113H84ZM114 112H116V111H114ZM27 113V112H26ZM37 113V112H36ZM35 113V114H36ZM42 113H44L43 111H42ZM52 113V112H51ZM71 113V112H70ZM70 113H67V114H70ZM84 113V114H85ZM100 113V112H99ZM110 113H112V111L110 112V110H109V114ZM46 115L45 116H47V113H45ZM61 114V113H60ZM90 114V113H89ZM95 114V111H94V113H93V115ZM102 114V113H101ZM104 114H106L105 112H104ZM112 114H114V113H112ZM116 114H117V112H116ZM120 114V113H119ZM29 115V114H28ZM41 115H43V114H41ZM40 115V116H41ZM63 115H64V113H63ZM62 115V116H63ZM66 115V114H65ZM64 115V116H65ZM132 115V114H131ZM32 116V115H31ZM59 116V115H58ZM70 116V115H69ZM88 116H90V115H88ZM120 116V115H119ZM66 117H67V115H66ZM94 117H99V116H95L94 115ZM108 117V116H107ZM113 117H114V115H113ZM131 117V116H130ZM130 117H128V118H130ZM225 117L227 118V120L225 121ZM42 118V117H41ZM41 118H39V119H41ZM70 118V117H69ZM69 118H67V119H69ZM90 118H91V116H90ZM100 118V117H99ZM132 118V117H131ZM155 118V117H154ZM32 119V118H31ZM34 119V118H33ZM110 119H111V117H110ZM115 119V118H114ZM173 119V118H172ZM171 119V120H172ZM42 120V119H41ZM75 120V119H74ZM73 120V121H74ZM95 120V119H94ZM113 120V119H112ZM116 120V119H115ZM133 119H131V121H132ZM145 120V121H144ZM151 121H152V118L150 119ZM153 120H155V119H153ZM158 120V119H157ZM169 120V119H168ZM234 120V119H233ZM102 121V120H101ZM107 121V120H106ZM137 122H138V120H136ZM136 121H134V122H136ZM146 121V122H147ZM150 121V126H153L154 124H153V122H151ZM187 121V125L189 124V122ZM171 122H173V121H171ZM179 122V121H178ZM191 122V121H190ZM107 123H110V121L109 122H107ZM112 123V122H111ZM131 123H133V122H131ZM155 123H156V121H155ZM159 123H161V122H158V124ZM127 124V123H126ZM136 124V123H135ZM148 124H149V121H148V123H147V126H148ZM152 124V125H151ZM157 124V125H158ZM173 124H174V122H173ZM177 123H175V125H176ZM231 124V123H230ZM104 125H106V123L104 124ZM113 125V124H112ZM143 125V124H142ZM141 125V126H142ZM156 125V124H155ZM161 125H163V124H161ZM178 125V127H179V124H177ZM176 125V126H177ZM181 125V124H180ZM185 125V124H184ZM234 125H233V127H234ZM28 126H30V125H28ZM33 126V125H32ZM126 126H128V125H126ZM140 126V127H141ZM144 126H146V125H144ZM165 126V125H164ZM172 126V125H171ZM175 126V127H176ZM182 126V125H181ZM230 126H232V125H230ZM108 127V126H107ZM111 127V126H110ZM135 128H136V126H134ZM137 127H138V125H137ZM157 128L159 127V126H156ZM162 128H163V126H161ZM175 127H173V129L175 128ZM191 127V125H189V128ZM33 128V127H32ZM89 128V127H88ZM120 128V127H119ZM123 128V127H122ZM126 128H128V127H126ZM149 128H152V127H149ZM153 128H154V126H153ZM183 128H185V126H183ZM192 128V127H191ZM190 128V129H191ZM210 128V127H209ZM226 128V127H225ZM231 128V127H230ZM229 128V129H230ZM133 129V128H132ZM144 129H146V131H147V129L148 128H144ZM166 129H171V128H166ZM190 129H186V130H188V131H190ZM217 129H218V127H217ZM216 129V130H217ZM233 129V128H232ZM118 130V129H117ZM125 130V129H124ZM129 130V129H128ZM175 130V129H174ZM185 130V131H186ZM192 130V129H191ZM219 130V129H218ZM101 131V130H100ZM100 131H98L97 130V132L99 133ZM131 131V130H130ZM148 131H149V129H148ZM148 131H147V133H148ZM172 131V130H171ZM177 131H178V129H177ZM176 131V133L175 132H170V133H175V134H177L178 132ZM200 131V130H199ZM203 131H205V132H203L204 134L205 133H211V135H212V132H213V129H207V130H203ZM152 132V131H151ZM157 132V131H156ZM164 132V131H163ZM191 132V134L192 135H196L197 133H196V131H194V134L192 133L193 132V130L192 131H190ZM215 132V131H214ZM219 132V131H218ZM227 132V131H226ZM229 132V131H228ZM124 134L125 133H127V132H123ZM131 133V132H130ZM154 133V132H153ZM153 133H151V134H153ZM169 133V132H168ZM167 133V134H168ZM179 133H180V131H179ZM184 133V132H183ZM196 133V134H195ZM220 133V132H219ZM230 133V132H229ZM232 133H233V130H232ZM149 134V133H148ZM162 134V133H161ZM166 134V133H165ZM186 134V133H185ZM184 134V138H179V139H181L180 140V142L181 143H184V142H182V139L184 140L185 138H186V136L188 137V135L186 134L185 135ZM199 134V137H200V134L201 133H198ZM214 134V133H213ZM236 134V133H235ZM102 135V134H101ZM113 135V134H112ZM179 135H181V134H179ZM183 135V134H182ZM192 135H191V137H192ZM221 135V134H220ZM232 135V134H231ZM134 136V135H133ZM175 136V135H174ZM218 136V133H217V135H215V136H213V137H217ZM102 137H104V136H102ZM177 137H178V135H177ZM181 137V136H180ZM189 137H190V135H189ZM188 137V138H189ZM205 137H207V139H208V136H205ZM220 137H223V136H220ZM225 137H226V135H225ZM224 137V138H225ZM229 137H230V135H229ZM242 137V136H241ZM241 137L239 138V139H241ZM155 138H157V137H155ZM158 138H160V137H158ZM162 138V137H161ZM160 138V139H161ZM165 138V137H164ZM187 138V139H188ZM103 139V138H102ZM125 139V138H124ZM152 139V138H151ZM173 139H175V138H173ZM194 139V138H193ZM192 139V140H193ZM197 138L195 137V141H197L196 140ZM202 139V138H201ZM221 139V138H220ZM226 139H229L228 138V136L226 137ZM110 140H111V138H110ZM123 140V139H122ZM131 140V139H130ZM138 140V139H137ZM166 140H167V138H166ZM171 140V139H170ZM199 140V139H198ZM206 140V138H204V140L203 141H205ZM210 140V139H209ZM213 140V142H214V138L213 139H211V141ZM242 140V139H241ZM244 140H245V138H244ZM261 141V142H263V146H258V145H256V143L258 142V141ZM145 141V140H144ZM147 141V140H146ZM153 141H154V138H153ZM176 141V140H175ZM200 141H202V140H200ZM224 141L225 140H223L222 141V143H223V145H225L224 144ZM240 141V140H239ZM113 142V141H112ZM123 142H126V141H123ZM129 142V141H128ZM127 142V143H128ZM138 142V141H137ZM162 142H163V140H162ZM177 142V141H176ZM198 142V141H197ZM197 142H192V147H193V143L195 144L194 146H196V143ZM207 142V141H206ZM208 142H210V141H208ZM221 142V141H220ZM232 142V141H231ZM231 142H229V144H230V146L232 145L231 144ZM233 142H234V140H233ZM260 142V143H261ZM110 143V142H109ZM115 143V142H114ZM147 143V142H146ZM145 143V144H146ZM154 144H156L157 142H153ZM226 143V142H225ZM237 143V142H236ZM242 143H244V142H242ZM102 144V143H101ZM118 144V143H117ZM158 144V143H157ZM173 144V143H172ZM171 144V145H172ZM178 144H179V142H178ZM187 144H190L189 146H191V143H189L188 141H187ZM197 144H199V143H197ZM207 144V143H206ZM209 144V143H208ZM109 145V144H108ZM136 145V144H135ZM139 145V144H138ZM171 145H170V147H171ZM180 146H181V144H179ZM210 145H212V144H210ZM222 145V146H223ZM115 146V145H114ZM118 146V145H117ZM160 146V148H161V146L162 145H158V147ZM177 147L176 146V144H174V145H172V147ZM219 146H221V145H219ZM235 146H237V145H235ZM148 147V146H147ZM155 147H157V145H155ZM173 147V148H174ZM205 147V146H204ZM128 148V147H127ZM131 148V147H130ZM138 148H140V147H138ZM160 148H158L157 149V151H160V150H162V149H160ZM178 148V147H177ZM195 148V147H194ZM200 148H201V146H200ZM143 149V148H142ZM179 149H180V147H179ZM182 150H180V152H182V153H184L185 152V150H183V148H181ZM188 149V151L189 152H191L190 150H192L191 148H187ZM238 149V148H237ZM120 150V149H119ZM154 150H156V149H154ZM164 150V149H163ZM170 150H172V148H170ZM174 150V149H173ZM172 150V151H173ZM195 149H193V151H194ZM198 150V149H197ZM202 150V149H201ZM200 150V151H201ZM235 150V149H234ZM145 151V150H144ZM177 151H179V150H177ZM177 151H174V152H177ZM187 151V150H186ZM187 151V152H188ZM219 151H220V148H219ZM222 151V150H221ZM143 152V151H142ZM146 152V151H145ZM161 152V151H160ZM164 152H165V150H164ZM163 152V153H164ZM180 152H178L179 153V155H180V158H181V155L182 154H180ZM187 152L185 153V155H187ZM194 152H196V150L194 151ZM226 152V151H225ZM120 153H121V151H120ZM208 153V152H207ZM221 153H224V152H221ZM220 153V154H221ZM232 153V152H231ZM261 153V154H260ZM125 154V153H124ZM133 154V153H132ZM171 154H173V153H171ZM198 154V153H197ZM200 154V153H199ZM201 154H202V152H201ZM200 154V155H201ZM245 154V153H244ZM243 154V155H244ZM148 157H150L151 155L149 154V152H148ZM158 155H159V152H158ZM165 155V154H164ZM174 155V154H173ZM172 155V156H173ZM184 155V154H183ZM188 155L189 156H192L191 154H189L188 153ZM242 155V154H241ZM240 155V157H243V156H241ZM115 156H117V155H115ZM136 156V155H135ZM155 156H157V155H155ZM202 156V155H201ZM206 156V155H205ZM221 156H226V154L225 155H223V154H221ZM157 157H160V155L159 156H157ZM170 157V156H169ZM184 157V156H183ZM186 157V156H185ZM188 157V156H187ZM193 157V156H192ZM191 157V158H192ZM203 157V156H202ZM232 157V156H231ZM235 157H237V156H235ZM245 157V156H244ZM259 157V156H258ZM260 157H262V156H260ZM119 158V157H118ZM142 158V157H141ZM170 158H172V157H170ZM170 158H169V160H170ZM175 158V157H174ZM190 158V157H189ZM188 158V160H190V162H192V160L191 159H189ZM204 158V157H203ZM215 158V157H214ZM225 158H227V157H225ZM263 158H264V156H263ZM11 159H12V157H11ZM123 159V158H122ZM149 159V158H148ZM158 159V158H157ZM156 159V160H157ZM173 159V158H172ZM171 159V160H172ZM182 159V158H181ZM187 159V158H186ZM186 159L184 158V160L185 161H183V160H181L182 162H185V164H186ZM195 159H197L196 157H195ZM211 159H213V158H211ZM215 159H217V158H215ZM230 159V158H229ZM244 159V158H243ZM258 160V162H259V158H257ZM13 160V159H12ZM121 160V159H120ZM144 160V159H143ZM152 160V159H151ZM155 160V161H156ZM163 160H165L164 158H163ZM167 160V159H166ZM168 160V161H169ZM170 160V161H171ZM175 160V159H174ZM193 160H194V157H193ZM204 160V159H203ZM221 161L223 160V158L222 159H220ZM231 160V159H230ZM229 160V161H230ZM236 160H237V158H236ZM248 160V158L246 159V161ZM263 160L264 159H262V161L261 162H263ZM168 161L167 162H165V163H168ZM195 161V160H194ZM199 161H201V160H199ZM212 161V160H211ZM210 161V162H211ZM218 161V160H217ZM217 161H215V163H217ZM226 162H227V160H225ZM228 161V162H229ZM245 161V162H246ZM120 162V161H119ZM139 162H141V161H139ZM188 162V161H187ZM197 162V161H196ZM202 162H204V163H206L205 162V160L204 161H202ZM226 162H222V166H223V163H226ZM231 162V161H230ZM229 162V163H230ZM242 162V161H241ZM244 162V161H243ZM158 163V162H157ZM174 163H176V164H178L177 162H174ZM203 163V164H204ZM212 163V162H211ZM210 163V164H211ZM236 163V162H235ZM260 163V162H259ZM184 164V165H185ZM190 164V163H189ZM248 164V163H247ZM258 164V163H257ZM262 163H260V166H262L261 165ZM157 165V164H156ZM179 165V164H178ZM176 166V165H174V168L173 169H175V171H176V168L175 167H178V168H180V166ZM187 165V164H186ZM185 165V166H186ZM193 165V164H192ZM192 165H189V166H191V167H193ZM207 165V164H206ZM213 165V163L211 164V166ZM224 165H226V164H224ZM234 165V164H233ZM166 166H167V164H166ZM170 166H173V165H171L170 164ZM195 166H196V164H195ZM201 166V165H200ZM199 166V167H200ZM216 166V165H215ZM226 166H228V165H226ZM225 166V167H226ZM259 166V165H258ZM257 166V167H258ZM264 166V165H263ZM263 166L261 167V168H263ZM157 167V166H156ZM187 167V166H186ZM198 167V166H197ZM202 167V166H201ZM229 167V166H228ZM227 167V168H228ZM237 167V166H236ZM151 168V167H150ZM210 167H208L207 169H209ZM233 168V167H232ZM234 168H235V166H234ZM238 168V167H237ZM159 169V168H158ZM168 169H171L170 167H168ZM168 169L167 170H165L166 172H168ZM187 169H189V168H187ZM186 169V170H187ZM193 169V168H192ZM199 169V168H198ZM197 168H196V171L198 170ZM155 170V169H154ZM182 170V169H181ZM189 170H191V168L189 169ZM189 170H187V171H189ZM204 170V169H203ZM203 170H202V172H203ZM233 170V169H232ZM239 170H240V168H239ZM257 170V169H256ZM178 171H180V170H178ZM193 171H194V169H193ZM243 171V170H242ZM246 171V170H245ZM253 171V170H252ZM212 172L214 173V171L212 170ZM216 172V171H215ZM230 172H231V170H230ZM249 172V171H248ZM170 173H172L173 174V172H169V174ZM175 173H177V172H175ZM174 173V178H176V179H178V177H175L176 175H178V174H175ZM179 173V172H178ZM183 173V172H182ZM204 173V172H203ZM232 173V172H231ZM231 173H229V174H231ZM244 173V172H243ZM168 174V173H167ZM181 173H179V175H180ZM184 174V173H183ZM190 174H194L195 175V172L194 173H192V172H190ZM223 174V173H222ZM221 174V175H222ZM233 174V173H232ZM236 174V173H235ZM121 175V174H120ZM187 175V174H186ZM197 175V174H196ZM200 175V174H199ZM206 175V174H205ZM214 175V174H213ZM220 175V176H221ZM227 175V174H226ZM238 175V174H237ZM167 176V175H166ZM170 176H171V174H170ZM171 176V177H172ZM182 176V175H181ZM181 176H179V177H181ZM185 176V175H184ZM219 176V175H218ZM217 176V177H218ZM228 176H230V175H228ZM244 176H245V174H244ZM122 177V176H121ZM171 178V179H174V178ZM186 177V176H185ZM207 177V176H206ZM168 178V177H167ZM204 178V177H203ZM220 178V177H219ZM237 178H238V176H237ZM245 178V177H244ZM259 178V177H258ZM258 178L256 177V176H254V183H255V185H256V188L259 190V192H260V181L258 180ZM121 179H124V177L123 178H121ZM181 179H183V178H181ZM185 179V178H184ZM212 179V178H211ZM218 179V178H217ZM216 179V180H217ZM221 179V178H220ZM234 179V178H233ZM246 179V178H245ZM248 179V178H247ZM170 180V179H169ZM175 180V179H174ZM179 180V179H178ZM214 180V179H213ZM212 180V181H213ZM216 180H215V182H216ZM222 180V179H221ZM181 181V180H180ZM200 181H202V180H200ZM199 181V182H200ZM223 181V180H222ZM225 181V180H224ZM229 181H231V179L229 180ZM233 181V180H232ZM252 181V180H251ZM198 182V183H199ZM211 182V181H210ZM209 182V183H210ZM214 182V181H213ZM226 182V181H225ZM225 182H223V184H225ZM222 183V182H221ZM253 183V184H254ZM187 184V183H186ZM195 184V183H194ZM201 184V183H200ZM207 184V183H206ZM216 184V183H215ZM235 184V183H234ZM233 184V185H234ZM237 184V183H236ZM252 184V183H251ZM179 185V184H178ZM185 185V184H184ZM227 185V184H226ZM225 185V186H226ZM255 185H253V186H255ZM187 186V185H186ZM207 186V185H206ZM209 186V185H208ZM208 186H207V188H208ZM214 186H216V185H214ZM227 186H229V185H227ZM251 186V185H250ZM125 187V186H124ZM123 187V188H124ZM188 187V186H187ZM230 187V186H229ZM185 188V187H184ZM184 188L180 191V193H179V195H177L176 197H181L180 195L181 194H184V192H186V191H184ZM194 188H195V186H194ZM193 188V185H192V189H194ZM228 188V187H227ZM246 188V187H245ZM188 189H189V187H188ZM190 189H191V187H190ZM192 189H191V191H192ZM225 189V188H224ZM229 189V188H228ZM254 189V188H253ZM123 190V189H122ZM198 190V189H197ZM209 190H211V189H209ZM214 190V189H213ZM225 190H227V189H225ZM224 190V191H225ZM230 190V189H229ZM234 190V189H233ZM232 190V191H233ZM178 191V190H177ZM176 191V192H177ZM219 191V190H218ZM257 191V190H256ZM175 192V191H174ZM174 192H172V193H174ZM199 192V191H198ZM222 192H223V190H222ZM258 192V191H257ZM171 193V194H172ZM196 193H197V191H196ZM226 193V192H225ZM234 193H236V192H234ZM177 194H178V192H177ZM195 194V193H194ZM227 194H229V192L227 191ZM226 194V195H227ZM231 195H232V192L230 193ZM176 195V194H175ZM196 195V194H195ZM199 195V194H198ZM201 195V194H200ZM225 195V194H224ZM223 194H221V196L222 197H226V195L224 196ZM261 195V194H260ZM189 196V194H187V197ZM219 196V195H218ZM262 196V195H261ZM260 196V197H261ZM185 197V196H184ZM196 197H197V195H196ZM199 197V196H198ZM228 197V196H227ZM161 198V197H160ZM160 198H159V201H161L160 200ZM200 198H202V196L200 197ZM199 198V199H200ZM173 199V198H172ZM175 199V198H174ZM202 199H204V198H202ZM210 199H212V198H210ZM180 200V199H179ZM206 200H207V198H206ZM205 201V200H204ZM213 201H215V199L213 198ZM212 201V202H213ZM158 202V201H157ZM207 203V202H206ZM204 204V203H203ZM216 204V203H215ZM157 205V207L160 205L159 203H157L156 204ZM191 205L195 208V207H197V205H198V201H196L195 203H191ZM226 205V204H225ZM209 206V205H208ZM219 206H221V204L219 205ZM200 208H201V206H199ZM203 207V206H202ZM227 207V206H226ZM230 207V206H229ZM229 207H228V209H229ZM209 208V207H208ZM223 208V207H222ZM202 209V208H201ZM225 209H227V208H225ZM224 209V210H225ZM157 210H158V208H157ZM203 210V209H202ZM233 211V210H232ZM120 216H121V213H120ZM191 230V229H190ZM192 233V232H191ZM213 242V241H212ZM215 242H217V241H215ZM208 244H209V242H208ZM214 244V243H213ZM212 244V245H213ZM209 245H211V244H209ZM211 245V246H212ZM212 249V248H211ZM214 250V249H213ZM99 251H101V249L99 250ZM212 251V250H211ZM5 252L7 253V251L6 250H1L0 249V259L3 257V255L5 254ZM213 253H215L216 252V250H215V252L214 251H212ZM211 252V253H212ZM9 253V252H8ZM213 255V254H212ZM5 256L7 257L8 255H6L5 254ZM4 256V257H5ZM10 256V255H9ZM81 258V257H80ZM90 258V257H89ZM10 259V258H9ZM8 259V260H9ZM78 258H76V260H77ZM102 259H103V257H102ZM105 259V258H104ZM218 259V258H217ZM217 259L213 256H211V258H210V260H209V264H211V263H214V262H216L217 261ZM7 260V261H8ZM12 260V259H11ZM81 260L82 259H80V262H81ZM88 260V259H87ZM79 261V260H78ZM89 261V260H88ZM2 262V261H1ZM5 262V261H4ZM97 262V261H96ZM6 264H7V262H5ZM75 263H77V261L75 262ZM89 263H90V261H89ZM78 264V263H77Z\"/></svg>",
  "mask_w": 264,
  "mask_h": 264
},
{
  "label": "crops",
  "instance_id": "0c3cea01",
  "mask_svg": "<svg viewBox=\"0 0 264 264\" xmlns=\"http://www.w3.org/2000/svg\"><path fill=\"white\" fill-rule=\"evenodd\" d=\"M188 102H190V106L192 107L191 117H190V120L188 121L189 122L188 125H187V122L184 123L185 124L184 125L181 121H179V119H177V118L175 119V117H173V116L170 118L167 117V119H166V117L158 116L159 117V118H157L158 120L156 119V116H152L151 117L152 121L150 120L151 118L148 119L149 124L147 126V123H148L147 120H146L147 122L144 120L145 121L144 123L142 120H140L141 122H139V119L138 118L135 119L136 117H133V115L131 116L132 118L130 116H128L130 118L127 117L123 121H121V119L118 118V113L120 112V108L117 107L118 108L117 109L116 106L114 108V106H112V105L107 106L108 108L104 105H102L103 107H101V106L99 107V105H97V106L94 105V101H93L92 102L93 104H92L91 131L89 133L90 147H89V149H87V154H86L87 155V159H86L87 182L89 183V180L91 177L92 178V184H93V186H92L93 192H95L97 195L99 193H104V190L99 191L100 188L101 189L108 188L110 190V193H113V189L115 190L118 188V192H117L118 195L117 196L112 195V194L109 195L107 202H119V203L123 202V203H136V204H157V203H159L160 205H162V204L179 203L183 199L188 204H191V203L193 204L196 201L204 202L205 204H208L209 206L207 205L202 210V212L197 211V209H195L194 207H191L189 209V216L190 217L204 220V222L199 223L198 227H197V236H198V240H199V244L198 245L196 244L197 251L195 252V250L191 249L189 234H188V230L186 227H184L182 229L180 236L177 235V246H178V250H179L181 256L183 257V263L184 264H207V261H208V259L210 260L211 256L212 257L214 256L216 259L218 258L216 262L211 263V264H264V166H263L264 163L261 164L263 166V168H261L262 166H260V163L257 164L255 160H254L255 164L251 165V163H249L250 158L247 157L248 153L244 151L245 149H241V148L239 149V144H242L241 146H243L246 143V137L244 135H240L239 138L242 136L241 137L242 140H241L238 138L239 134L237 132H234V130L235 131L237 130L236 129L237 125H234L235 123H237L235 118H231L230 120H227L228 122L227 123L224 122L225 125H223V126H222V124L217 125L215 117L213 116L212 112L209 110L208 107L200 105L198 103V100H192V101H188ZM111 108L112 109L114 108V109L112 110ZM93 109H96V110H94L95 111L94 115L95 116L97 115L100 118L94 117ZM109 110H110V112L112 111V113H114V114H112V113L109 114ZM114 111H116L117 114ZM104 112L106 114H104ZM113 115H114V117H113ZM110 117H111V119H110ZM131 119H133V120L131 121ZM153 119H155V120H153ZM136 120H138V122ZM109 121H110V123H107ZM134 121H136V122H134ZM150 121L151 122L154 121L153 122L154 128H153V126H150ZM155 121H156V123H155ZM171 121H173L174 124ZM131 122H133V123H131ZM158 122H161V123L158 124ZM105 123H106V125H104ZM175 123L179 124V127L177 124H176L177 125L176 126ZM161 124H163V125H161ZM126 125H128V126H126ZM137 125H138V127H137ZM144 125H146V126H144ZM189 125H191V127H192V128L191 127L190 128L193 130V132H192L193 134H194V131H196V133H197V134L195 133L196 135L191 134L190 131H192V130L189 128ZM230 125H232V126H230ZM233 125H234V127H233ZM134 126H136V128ZM156 126H159V127L157 128ZM161 126H163V128ZM183 126H185V128H183ZM126 127H128V128H126ZM149 127H152V128H149ZM168 127L171 129H169V130L166 129ZM173 127H175L174 128L175 130L173 129ZM209 127L211 129H213L212 135H211V133H205L204 134L203 132H205V131H203V130L210 129ZM217 127L219 130L217 129ZM144 128L149 129V131L147 129L149 134L147 133L146 129H144ZM187 128L190 129V131L186 130ZM177 129H178V131H177ZM97 130L98 131L101 130V131L98 133ZM232 130H233V133H232ZM124 131L127 133L124 134L123 133ZM176 131L178 132L177 134H175ZM179 131H180V133H179ZM170 132H175V133L172 134ZM151 133H153V134H151ZM185 133L188 135V137L190 135V137L188 138L186 136V138L184 140L182 139V142H184V141L185 142L181 143L180 142L181 139H179V138H184ZM198 133H201L200 137H199ZM217 133H218V136L213 137V136L217 135ZM179 134H181V135H179ZM177 135H178V137H177ZM191 135H192V137H191ZM225 135H226V137L228 136L229 139H226ZM229 135H230V137H229ZM102 136H104V137H102ZM205 136H208V139ZM220 136H223V137H220ZM155 137H157V138H155ZM158 137H160V138L162 137V138L160 139ZM195 137L197 138L196 140L198 142L194 140ZM110 138H111V140H110ZM153 138H154V141L157 142L158 144L153 143L154 142ZM166 138H167V140H166ZM173 138H175V139H173ZM204 138H206L205 141H203ZM213 138H214V142H213V140L211 141V139H213ZM244 138H245V140H244ZM162 140H163V142H162ZM200 140H202V141H200ZM223 140H225L224 141L225 145H223V143H222ZM233 140H234V142H233ZM123 141H126V142H123ZM187 141L189 143H191V146H189L190 144H187ZM208 141H210V142H208ZM178 142H179V144H181V146L178 144ZM192 142H194V143L197 142L199 144L196 143V146H194L195 144L193 143V147H192ZM229 142H231V144H232L231 146H230ZM242 142H244V143H242ZM171 144L172 145L176 144V146L178 148L174 147V146H173L174 147L173 148ZM210 144H212V145H210ZM155 145H157V147H155ZM158 145H162L161 148H160V146L158 147ZM170 145H171V147H170ZM219 145H221V146H219ZM235 145H237V146H235ZM200 146H201V148H200ZM138 147H140V148H138ZM179 147H180V149H179ZM158 148L162 149V150H160L161 152L157 151ZM170 148H172V150L173 149L174 150L172 151V150H170ZM181 148H183V150L186 149L187 151H188L187 148H191L192 150H190L191 152H189V151L187 152L185 150V152L182 153L183 151L180 152V150H182ZM219 148H220V151H219ZM154 149H156V150H154ZM163 149L165 150V152ZM193 149H195L196 152H194L195 150L193 151ZM177 150H179V151H177ZM120 151H121V153H120ZM174 151H177V152H174ZM148 152L151 155L150 157H148L149 156ZM158 152H159L160 157H157V156H159ZM178 152H180V154H182L181 155L182 159L180 158V155ZM186 152H187V155H185ZM201 152H202V154H201ZM221 152H224V153H221ZM171 153H173L174 155ZM188 153L194 157L195 161L193 160L192 156L188 155ZM220 153L223 155L226 154V156H221ZM115 155H117V156H115ZM155 155H157V156H155ZM240 155L243 157H240ZM169 156L172 157L173 159L170 158ZM235 156H237V157H235ZM195 157L197 159H195ZM214 157L217 159H215ZM225 157H227V158H225ZM163 158L165 160H163ZM169 158H170V160L171 159L172 160L170 161ZM184 158L185 159L187 158L186 159L187 165L185 164V162L181 161V160L185 161ZM188 158L191 159L192 162H190V160H188ZM211 158H213V159H211ZM222 158H223V160L221 161L220 159H222ZM236 158H237V160H236ZM247 158H248V160L246 161ZM203 159L205 160L206 163L202 162V161H204ZM199 160H201V161H199ZM225 160H227V162ZM139 161H141V162H139ZM167 161H168V163H165ZM210 161L213 163L212 166H211L212 163ZM215 161H217V163H215ZM174 162H177L179 165L174 163ZM222 162H226V163H223V166H222ZM166 164H167V166H166ZM170 164L173 166H170ZM195 164H196V166H195ZM224 164L228 165L229 167L224 165ZM174 165H176V166L178 165V166H180V168L175 167L176 168V171H175V169H173ZM189 165H192L193 167H191ZM234 166H235V168H234ZM168 167H170L171 169H168ZM208 167H210V168L207 169ZM187 168H189V169L191 168V170H189ZM192 168L194 169V171ZM196 168L197 169L199 168V169L196 171ZM239 168H240V170H239ZM167 169H168V172L165 171ZM186 169L189 171H187ZM178 170H180V171H178ZM202 170L204 173L202 172ZM212 170L214 171V173L212 172ZM230 170L233 174L230 172ZM170 171L173 172V174L170 173L171 176L172 175L174 176V173L177 172L175 174H178V175H176L175 177H178L179 180L174 178L173 176L172 177L175 180L171 179L172 177L169 174ZM178 172L181 174L179 175ZM190 172H192V173L195 172V175L190 174ZM254 172H257L258 176L260 177V187H261L260 193L257 192L258 190H257L256 185L254 183L255 182L253 179L254 178L253 177ZM229 173H231V174H229ZM244 174H245V176H244ZM228 175H230V176H228ZM179 176H181V177H179ZM237 176H238V178H237ZM123 177H124V179H121ZM181 178H183V179H181ZM230 179H231V181H229ZM200 180H202V181H200ZM215 180H216V182H215ZM223 182H225V184H223ZM226 184L229 185L230 187L227 186ZM186 185L189 187V189ZM192 185H193V188L195 186L194 189H192ZM206 185L207 186L209 185L208 188ZM214 185H216V186H214ZM253 185H255V186H253ZM190 187H191L192 191H191ZM94 188H96V189L94 190ZM183 188H184V191H186V192H184V194H181L180 195L181 197H179V198L176 197L177 195H179L180 191ZM224 188L227 190H225ZM209 189H211V190H209ZM222 190H223V192H222ZM176 191L178 192V194ZM196 191H197V193H196ZM227 191L229 192V194H227ZM130 192L132 193V195H129ZM172 192H174V193H172ZM231 192H232V195L230 194ZM234 192H236V193H234ZM194 193L197 195V197ZM187 194H189L188 197H187ZM221 194H223V195L227 194V195L224 198L221 196ZM201 196L204 199L200 198ZM115 197H117L118 199L114 200ZM159 198L161 201H159ZM206 198H207V200H206ZM210 198H212V199H210ZM213 198L215 199V201H213ZM215 203L216 204H218V203H230L231 204V207H230V210L228 213L227 221H225L223 223H221L220 221L218 223L208 221V220H214V219L218 218L217 214L219 212L214 209ZM210 204H211V206H210ZM243 205H245V206H243ZM215 241H217V242H215ZM208 242L211 245L213 243L214 244L211 246L208 244ZM211 250L214 252L216 250V252L213 253ZM129 262L133 264V262H136V261H129Z\"/></svg>",
  "mask_w": 264,
  "mask_h": 264
}]
</instances>
